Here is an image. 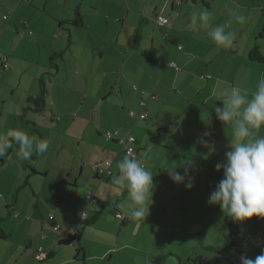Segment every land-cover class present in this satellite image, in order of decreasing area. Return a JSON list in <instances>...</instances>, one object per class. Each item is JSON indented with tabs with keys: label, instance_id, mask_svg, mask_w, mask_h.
Masks as SVG:
<instances>
[{
	"label": "crops",
	"instance_id": "obj_1",
	"mask_svg": "<svg viewBox=\"0 0 264 264\" xmlns=\"http://www.w3.org/2000/svg\"><path fill=\"white\" fill-rule=\"evenodd\" d=\"M180 1L0 0V54L9 65L5 68L0 61V121L5 110L13 111L17 95L6 76L18 80L17 109L12 112L16 129L4 132L0 126V166L11 163L15 167L12 203L5 206L13 222L7 221L2 228L7 236L4 241L10 246L0 257V264L85 262L89 255L85 238L93 229L84 225L77 237L64 230L76 224L84 209L89 211V219L100 212L95 225L104 221L118 231L120 250L128 246L122 238L131 240L133 227L140 235L131 242L142 244L145 232L153 229L155 235L160 231L174 233L173 240L164 237L168 242L163 246L175 241L186 243L191 236H198L192 245L196 255L204 248L220 249L213 236L215 230L220 232L221 244H228L225 230L231 217L218 204L210 205L208 198L223 178V170L217 171L216 165L226 161L233 128L212 110L223 107L220 100L225 90L238 86L250 91V81H258L256 73L264 75V64L250 61L249 52L255 46L263 55L264 51L254 43L255 32L247 35V23L225 24V31L234 37L227 49L208 37L212 28L223 25L219 9L232 6V1H187L179 5ZM203 9L211 12L210 20L193 25L191 15ZM8 10L13 14L6 22L3 16ZM159 16L168 18L169 25L160 26ZM172 62L179 70L170 65ZM42 80L48 96L42 110L36 112L28 99L41 94ZM57 94L62 97V115L57 110ZM52 97L54 102H48ZM109 103L112 120L104 111ZM144 112L148 116L142 120ZM65 119L66 124L73 125L69 129H84L75 136L79 144L75 152L65 144L68 134L61 129ZM88 126L98 138L93 131L87 141ZM114 130L134 137L138 159L153 175V203L144 220L129 217L131 198L126 188L123 195L114 193L122 186L113 178L119 175L118 165L127 157L116 140L104 137ZM47 131H51V138ZM252 131L251 139L264 137V127ZM205 132L211 135L205 136ZM15 136L16 150L10 146L8 157L3 159L5 148ZM204 140L214 142L213 153L204 146ZM41 142L48 144L44 153L36 151ZM87 143L92 145L90 151L86 150ZM23 152H29L30 158L23 159ZM105 162H111V174L106 180H98L93 166ZM26 164L37 174L30 175ZM169 169L187 173L185 183L194 181L192 189L174 183ZM90 189L99 201L96 207L87 205L85 197ZM82 190L87 194L82 195ZM106 206L115 209L111 219ZM52 213L54 220L49 217ZM118 213L125 216L124 221L116 218ZM56 224L63 230L56 232ZM219 224L220 229L216 228ZM19 230L20 237L14 238ZM32 230L35 234L29 236ZM17 240L19 246L12 247ZM75 241L77 247L72 246ZM153 242L155 239L149 246L151 253H158ZM97 243L101 246L100 240ZM63 245L76 249V254L62 253ZM40 248L48 254L42 262L34 259ZM79 248L84 254H78ZM146 252L150 254L148 248ZM110 253L117 254L107 250L99 259Z\"/></svg>",
	"mask_w": 264,
	"mask_h": 264
},
{
	"label": "clouds",
	"instance_id": "obj_2",
	"mask_svg": "<svg viewBox=\"0 0 264 264\" xmlns=\"http://www.w3.org/2000/svg\"><path fill=\"white\" fill-rule=\"evenodd\" d=\"M231 17L238 23H245L246 17L239 12L229 10ZM211 18V12L203 9L191 15V23L206 24ZM208 37L220 48L227 49L233 43V33L225 31V25H217L208 33ZM223 107H215L217 118L233 128L231 150L226 153V161L217 163V171L223 170V178L210 193L208 203L219 205L234 221L243 222L252 217L264 219V137L251 139L252 130L264 127V75L251 94L238 86H233L221 94ZM205 136H210L208 132ZM209 149L215 151L214 142L202 141ZM47 142L36 145V151L44 153ZM23 159H29L30 153L23 152ZM207 159V156H205ZM119 175L114 177V183L127 189L130 198L129 217L132 219L148 216L153 203L154 181L151 172L136 157H125L118 165ZM170 178L174 183L184 184L189 190L194 181L185 183V175L169 169ZM240 264H264V252L255 260L240 256Z\"/></svg>",
	"mask_w": 264,
	"mask_h": 264
},
{
	"label": "rangeland",
	"instance_id": "obj_3",
	"mask_svg": "<svg viewBox=\"0 0 264 264\" xmlns=\"http://www.w3.org/2000/svg\"><path fill=\"white\" fill-rule=\"evenodd\" d=\"M230 2L232 4V6H225L224 5L223 8L219 9V11H218L221 15H223L222 16V18H223L222 24L225 25L226 23H228L231 26H234L238 23V22L233 21V18L231 17L229 10L243 14L246 17L245 23H247V25H248L247 30H246L247 35L251 32L252 33L255 32L254 36H256V37L253 38L254 43L260 45L264 51V38H259V34L264 35V33H263V31H264L263 30L264 29V0H230ZM200 6H201V4H200ZM227 18H229L230 21L227 20ZM224 19H226V20H224ZM241 27L243 28V26H241ZM262 66H263V64H262ZM240 76H241V74H240ZM256 77L258 80L261 77V74L256 73ZM245 78H247V77L245 76ZM6 82L8 84H14V87L16 90L15 94L18 95V90H17L18 80H16L15 78L13 79V77L10 78L7 75L6 76ZM249 85H250L251 89L248 92V95H249V98H251V94L256 90L257 81L251 80ZM6 89H8V87ZM8 93L11 94L12 93L11 90H8ZM17 95L14 98L15 101L12 102L13 103L12 104L13 111H16V109H17L15 106V104L18 101ZM57 97H59V100H60L59 107L57 108V110L59 111V114L62 115V109L60 106V104L62 102V97H60L59 94H57ZM64 100L67 102V100L65 98H64ZM51 101H52V103L54 102L53 97L48 100V102H51ZM110 104L111 103L107 104L108 109H104V107H103V109L105 112L108 113L109 118H111V120H112L113 119V115H111L112 111L109 113ZM30 105H31L32 109L35 108V106L32 103ZM135 109H136V106H135ZM13 111L5 110L4 116L2 117V119L0 121V126L5 130L4 132L8 131V129H10V130L16 129L15 124L12 120V119H14L13 113H12ZM212 111H214V110H212ZM73 112H75L76 114L78 113L77 111H73ZM137 112H138V110H137ZM59 114L57 115V117L59 116V120H60L59 124H61V118L62 117ZM66 122L67 121L65 119L63 121V125L61 127V129L64 130V135L68 134L67 140L65 141V144L67 145V149L70 152H75V151L79 150L78 149L79 144H78V142H76L75 136L79 132L80 133L84 132V129H82V128L79 129L78 126L69 129V126H73V125H70V124L68 125V124H66ZM142 124H144V123L142 122ZM129 130H130V128H129ZM85 131H86L87 141H88L89 135L93 131H94V137L98 138L97 132L95 130H93L92 126H88ZM46 135H48V137L51 138V135H52L51 131H47ZM10 146H13V150L14 149L16 150L15 147L17 146V136H15L14 142L10 141L9 146H7L5 148V151L2 154L3 159H6L8 157L7 153H8ZM91 149H92V145L90 143H87L86 144V150L90 151ZM32 151H33V148H32ZM124 157H125V155H124ZM14 177H15V167L13 164L7 163V164H5V166H0V230H2V228L4 227V225L7 221L13 220V216L8 214V209L5 206H7V204L12 203L11 201H12V196H13V192H14ZM78 191H79V189H78ZM114 193L117 196L123 195V187H121V188L118 187ZM81 194L85 195L87 193L84 190H82ZM114 210L115 209L113 207L106 206L105 211L108 212L107 217H109L110 215L112 217H114V214H115ZM163 213H165V212H163ZM109 219H111V218L109 217ZM114 220H116V219H114ZM116 224L121 225V222L116 221ZM86 228L87 229L88 228L93 229L92 231H94V232H91V230H90V232L88 231V235L85 238V242H86L87 247H88L89 255H87V259L85 260V262H82L81 260H75L74 264H149L152 260V257H154L156 254H159V253L167 256L165 264H179L178 258L181 259L182 261H184V260L189 259V258L193 259L197 256L196 254H193L192 245H193V243L196 242V239H198V236L197 237L191 236V239H189L190 241H187L186 243L183 242L180 244L179 243L176 244V241H175V243H170V244L168 243L166 246H163V245H165L166 242H168L166 239H164V237L171 239L172 236L174 235V233L172 234V233H169V231H167V232L163 231L165 234L164 235V234H161V231H160L155 235L154 229H153L152 232H147V233L145 232L144 235L147 237H146V239H144L145 241H143V244H142V242H131V241H134V238H136L140 235V231L137 228L133 227V229L131 231V236H130V234H128L130 236L131 240L122 238L124 240L123 244L125 243L128 246L120 250V247L122 246V242L119 241L120 235L118 234V231L115 228H111L108 223H106L104 221H102V222L100 221L98 223V225H95V226L91 225V226H88ZM216 228L220 229V224ZM227 229L225 230V234H227ZM146 230L148 231L149 229L146 228ZM20 231L21 230H19V232L16 234V236L14 238L20 237ZM219 233L215 230V233L213 232V236L218 241V244L216 245L217 248L223 249L224 244H221V237H220ZM33 234H35L34 230L30 231L29 236H32ZM225 236L228 238L227 235H225ZM173 238L171 240H173ZM154 239H155V242H153V249L159 248L160 251L158 253L152 254L151 253L152 249L149 246ZM97 240L101 241V246L97 243ZM178 241L180 242V240H178ZM182 241H184V239ZM209 241H211L210 238H209ZM18 242H19V240L14 241L12 244V247L19 246ZM227 243H228V241H227ZM9 246H10V244L8 241L0 240V257L3 256V254H5L6 252H8ZM62 247H63L62 253H65L67 255L72 254V253H73V255L76 254V249H74L73 247H69V245H63ZM144 247L146 249L147 248L149 249L150 254H147L146 249ZM163 249H165V250H163ZM107 250L113 251V253L117 252V254L116 253L115 254L110 253L107 256H105V258L103 260H100L99 257H101V255H103ZM162 251H165V252H162ZM171 251H174L175 253L171 252ZM188 253H189V255H188ZM190 253H192V254H190ZM148 255H149V257H148ZM9 256H10V254H9ZM111 256H112V258H110ZM150 256H152V257H150ZM80 258H81V255L78 256V259H80Z\"/></svg>",
	"mask_w": 264,
	"mask_h": 264
},
{
	"label": "trees",
	"instance_id": "obj_4",
	"mask_svg": "<svg viewBox=\"0 0 264 264\" xmlns=\"http://www.w3.org/2000/svg\"><path fill=\"white\" fill-rule=\"evenodd\" d=\"M195 1L197 0H192V2ZM259 37L263 38L264 35L259 34ZM259 49L260 48L258 46L252 48L249 52L248 59L252 62H257V64H264V55ZM42 85L41 94L35 98L28 99V102L35 106V108L31 110L36 112H40L42 110L48 96V92L45 88V82L43 80ZM24 168L30 172V175L37 174V172L27 166V164L24 165ZM97 176L99 177H97L98 180H102L100 175ZM106 178L104 180H106ZM25 183L27 184V179L25 180ZM99 216L100 212H95L85 226L88 227L95 225L99 220ZM227 228L228 244H226L223 249H216L212 247L204 248V252L197 255L193 259L189 258L182 261L178 258L179 264H240V256H246L247 258L255 260L258 255L264 252V219L254 216L251 219L238 222L229 218L227 220ZM6 237L5 233L0 230V240H4ZM75 243L77 242L75 241ZM77 252L78 254H84V250L82 248H79ZM166 257L167 256L165 255L156 254L152 257L149 264H165Z\"/></svg>",
	"mask_w": 264,
	"mask_h": 264
},
{
	"label": "built area",
	"instance_id": "obj_5",
	"mask_svg": "<svg viewBox=\"0 0 264 264\" xmlns=\"http://www.w3.org/2000/svg\"><path fill=\"white\" fill-rule=\"evenodd\" d=\"M187 1H192V0H182V1L178 2V4L180 5V4H183L184 2H187ZM197 1L200 2L203 0H197ZM12 14H13V11L8 10L4 14L3 20L6 22L9 21ZM157 23L160 26H167V25H169L170 21L168 20V18L159 16V17H157ZM179 49H181V47H179ZM0 61L4 62L5 68H7L9 66L8 63L6 62V59L1 54H0ZM170 65L173 68L179 70V68L176 66L175 63L172 62V63H170ZM147 116H148V114L144 112L141 114L140 119L145 120L147 118ZM104 137L106 140H116L118 142V144L121 145V147L123 149L122 151L126 154L127 157H136L138 159V156L136 154V140L134 139V137L131 134L122 136L118 130H114V131H111V132H108L107 134H105ZM111 165H112L111 162H105L104 164L103 163L96 164L93 166V170H94V172L97 173V175L101 176L102 180H104L106 177H108L110 175L109 168ZM85 198H86V202H87L88 207L89 206L96 207L99 205V201L95 198V191L93 189L89 190V192ZM49 217L51 220L55 219V215L53 213L50 214ZM116 218L120 221L125 220V216L123 214H120V213H118L116 215ZM88 221H89V211H87V209H84L81 212L76 224H74V226L68 227L64 230L71 237H77L79 235V230L85 224H87ZM54 229L56 232H60L63 230V228L59 224H56L54 226ZM72 246L77 247V243L72 242ZM47 255H48L47 252L43 248H40V249H38V252L35 254L34 259L39 261V262H42L47 257Z\"/></svg>",
	"mask_w": 264,
	"mask_h": 264
}]
</instances>
